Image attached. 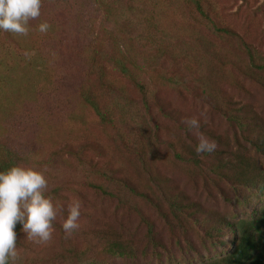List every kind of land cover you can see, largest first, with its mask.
<instances>
[{
	"label": "rangeland",
	"instance_id": "374dc122",
	"mask_svg": "<svg viewBox=\"0 0 264 264\" xmlns=\"http://www.w3.org/2000/svg\"><path fill=\"white\" fill-rule=\"evenodd\" d=\"M184 3L42 0V13L29 22L26 36L0 30V170L21 166L42 172L48 184L45 195L58 210L53 238L47 244L28 240L19 224L17 264H156L151 248L132 260L104 258L99 233H133L127 238L141 250L144 230L134 213L123 221L113 217V202L104 201L87 181L94 177V171L107 168L118 169L119 175L131 178L139 188H146L147 182L135 167L131 150L122 144L127 127L122 126L120 110L116 121L102 120L75 98L76 83L70 87L68 80L60 76L57 82L65 88L59 89L49 79L56 71L49 65L51 52L63 34L68 36L67 44L72 40L73 44L86 43L88 54L95 51L99 63L105 64L107 71L90 70L81 85L87 93L100 95L97 100L108 114L114 109L106 89L117 98L116 103L126 102L123 96L138 104L143 98L130 80L107 66L118 51L123 54L120 57L149 88L150 115L142 111L144 119L138 122L151 121L160 127L161 144L155 143L160 154L183 151L180 139L188 138L192 140L188 145L197 153L198 140L184 123L193 117L200 120L204 136L216 142L215 151L197 153L202 175L210 177L206 182L192 177L188 166L186 169L173 159L166 157L158 163L168 196L176 194L175 188L182 190L189 197L184 203L213 207L205 212L214 219L201 226L188 219L182 223L188 231L183 234L179 226L168 230L157 213L146 208L164 245V249H158L160 261L196 263L200 255L208 253L201 244L205 243L201 240L204 230L217 224L221 216L246 217L251 206L263 197L255 188L236 192L228 184L252 183L255 187L264 180V70L252 65L234 37H225L192 18L193 12ZM204 5L217 24L232 28L246 44L251 43L264 62V0H204ZM57 15L63 21L50 23ZM43 22L50 25L46 33L38 30ZM77 33L82 39L76 43ZM162 73L164 77L175 73L181 86L163 80L160 83ZM148 185L154 189L155 182ZM223 197H234L236 201L225 202ZM73 200L81 204L80 227L66 238L61 220L66 219ZM228 230L224 228L225 242H230Z\"/></svg>",
	"mask_w": 264,
	"mask_h": 264
},
{
	"label": "trees",
	"instance_id": "16d2710c",
	"mask_svg": "<svg viewBox=\"0 0 264 264\" xmlns=\"http://www.w3.org/2000/svg\"><path fill=\"white\" fill-rule=\"evenodd\" d=\"M180 1L182 3L185 2L193 12L192 18L198 20L205 26H210L213 31L225 35V37H234V39L239 42L241 50L247 55L252 65L258 70H264V62L259 59V55L253 45L251 43L246 44L241 35L237 34V32L235 33L232 28L217 24L213 16L207 11L204 0ZM56 5H59V3H56ZM189 5H191V7ZM40 11L42 13V6ZM126 19L129 20L128 17H126ZM54 21L62 22L63 20L59 19L57 15L56 20H51L50 23L53 24ZM77 35L78 37L76 39L74 38L76 43L82 39L80 33H77ZM67 40L68 36L64 37L63 34L62 40L55 44L54 50L51 52L49 65L50 67H56V71L54 76L49 79L53 80V83L57 85L59 89L65 88L57 82L60 76L68 80L70 87L76 83L75 89H73L76 91L75 94H77L75 98L80 99L81 103H85L92 108L96 115L102 120H108L112 123L116 121L117 113L121 112L122 126L127 127V132L122 136V144L126 145L127 148L131 150L136 161L135 167L139 174L145 177L147 182L146 188H144V185L139 188L133 183L131 178L119 175L118 169L110 171L107 168L94 171L92 173L94 177L90 179V181H87L88 187L98 191L100 197L103 198L104 201L113 202V217L123 221L130 214L134 213L139 218L141 223L140 226L143 227L144 230V244L141 250L132 243L133 241L131 239L127 238L132 235L134 236L133 233L127 236L117 230L104 234L99 233L97 239L102 242L104 258L106 260L110 258L132 260L138 258L139 253L144 254L148 248H151V251L155 255L154 260L156 264H169L166 261H160L158 249H164V245L159 238L160 231L157 230L154 221L150 219L145 212L146 208L155 211L157 217L167 224L168 230L175 229L179 226L180 231L183 234H187L188 231L182 226V223L187 222L188 219H190L193 224H200V226L201 224L207 225L213 223V217H210L208 212H205L211 211L213 207L210 208L211 210L208 209L209 207L206 208L205 205L202 206L201 204H199L201 206L195 204L191 207L189 203H184V200H188L189 197L186 198L184 192L176 188L174 191L176 194L174 196H168L163 190L161 181L164 177H162L163 175H161L158 170V163L164 161L167 157V159H171V161L173 159V161L177 163H182L183 167L186 169L188 166L191 169L192 177H197L199 179L204 178L205 182L208 181L210 177L209 175H202L203 173L200 168L202 165L201 161L198 159V154L193 151V147L188 145L192 142L188 137V139L185 140L180 139L182 143L181 147L184 148L183 151L171 150L172 153H166L165 156L160 154L155 145V143L161 144V140L158 138L160 137L158 135L160 127L156 123L153 125L151 121L148 123L138 122L139 118L144 119L142 111L148 114V116L150 115V107L148 106L149 100L147 98L149 88L139 74L133 73V70L130 68L129 64H127L126 60L120 57L123 54L120 55L118 51V56L109 60L107 66L111 67L112 70H116L121 77L130 80L143 98H141V104H138L135 103L134 99L123 96L122 98L126 99V102L121 101L120 103L118 101L116 103L115 100H117V98L114 97L111 91L106 89L105 91L107 93L105 95L112 99L111 104L114 109V113L108 114L102 102L100 101V104L97 100V95L99 97L100 95L87 93L84 85H81L84 76L88 75L90 70L98 68L102 71H107L105 64L101 65L99 63L100 58L97 57L95 51H93L94 56L88 54L85 49L86 43L73 44L71 43L72 40L67 44ZM67 52H69L70 55ZM165 73L160 75V83L163 80L166 84L176 85L177 88L181 86L179 84L181 79H177L175 73H172L173 75L170 73L171 76L164 77ZM80 102L78 101V103ZM127 102H129V104H127ZM117 110L120 111L117 112ZM74 111L75 109L72 113ZM113 114L114 116L112 118ZM161 114L165 118L168 117L164 112ZM167 119L170 120L172 118ZM149 139H152L154 142ZM168 146H171V143H168ZM0 172L2 171L0 170ZM89 174L91 175V173ZM149 182H155L154 189H152L151 185H148ZM228 185L235 189L236 192L240 188H255L261 192L260 195L263 197L260 196L258 198L259 202L251 206V212L247 214L246 217L238 218L236 214H231L230 217L227 215L221 216L217 220V224L210 225L204 230L201 240L205 241V243L201 244L208 250V253L203 256L200 255L197 262L192 264H264V180L255 187L252 183L229 182ZM231 198L232 197L224 198V201H236V199H233L234 197L232 200ZM241 198H244L242 200L246 199L243 196H241ZM245 202L248 201L245 200ZM232 209L235 211L234 208ZM224 228H229L228 232L231 233L230 242H225L224 236L226 232H224ZM19 229L20 225L18 223L15 227L16 234H18ZM107 231L108 230H105V232ZM94 264H105V261Z\"/></svg>",
	"mask_w": 264,
	"mask_h": 264
},
{
	"label": "clouds",
	"instance_id": "9594fccd",
	"mask_svg": "<svg viewBox=\"0 0 264 264\" xmlns=\"http://www.w3.org/2000/svg\"><path fill=\"white\" fill-rule=\"evenodd\" d=\"M41 6L42 0H0V30L26 36L29 22L40 17ZM49 28L47 22L38 25L41 33H46ZM200 115L205 116V113ZM184 123L198 140L195 147L198 154L216 150V142L200 131L199 119L189 118ZM47 187L44 174L32 168L12 166L0 172V264H17L20 254L15 227L18 223L28 240L36 244H47L52 240L53 221L57 219L58 210L52 199L45 195ZM80 209L78 200L68 205L67 217L61 220L66 238L80 227Z\"/></svg>",
	"mask_w": 264,
	"mask_h": 264
}]
</instances>
